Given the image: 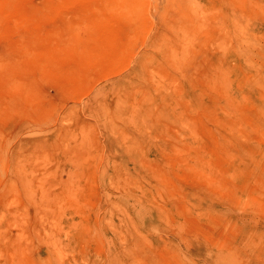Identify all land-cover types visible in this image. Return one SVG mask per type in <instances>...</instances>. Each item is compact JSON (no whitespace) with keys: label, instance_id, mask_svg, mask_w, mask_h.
Segmentation results:
<instances>
[{"label":"rangeland","instance_id":"374dc122","mask_svg":"<svg viewBox=\"0 0 264 264\" xmlns=\"http://www.w3.org/2000/svg\"><path fill=\"white\" fill-rule=\"evenodd\" d=\"M0 264H264V0H0Z\"/></svg>","mask_w":264,"mask_h":264}]
</instances>
